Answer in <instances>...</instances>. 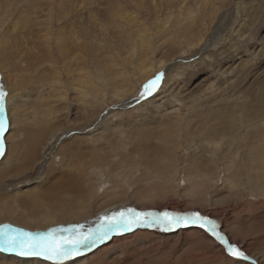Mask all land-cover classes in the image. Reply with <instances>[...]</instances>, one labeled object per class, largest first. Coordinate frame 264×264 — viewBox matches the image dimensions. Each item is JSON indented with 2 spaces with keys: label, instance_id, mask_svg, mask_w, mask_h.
Returning a JSON list of instances; mask_svg holds the SVG:
<instances>
[{
  "label": "rangeland",
  "instance_id": "obj_1",
  "mask_svg": "<svg viewBox=\"0 0 264 264\" xmlns=\"http://www.w3.org/2000/svg\"><path fill=\"white\" fill-rule=\"evenodd\" d=\"M137 3L0 0V61L19 93L12 106L5 100L2 138L17 133L0 156V225L32 233L87 229L122 203L143 212H198L264 264V0H246L242 8L237 0ZM58 32L64 47L73 46L75 62H84L90 88L72 82L78 91L72 90L58 58ZM145 54L148 64L162 59L165 66L141 75ZM54 65V89L32 82L36 75L48 81ZM157 73H164L159 88L141 98ZM42 126L45 136L32 137ZM96 135L102 140L90 138ZM41 192L47 195L40 199ZM111 234L78 264H250L200 227Z\"/></svg>",
  "mask_w": 264,
  "mask_h": 264
},
{
  "label": "snow or ice",
  "instance_id": "obj_2",
  "mask_svg": "<svg viewBox=\"0 0 264 264\" xmlns=\"http://www.w3.org/2000/svg\"><path fill=\"white\" fill-rule=\"evenodd\" d=\"M164 73L146 83L141 92V98L151 95L160 86ZM6 91L0 87V156L5 154V141L2 138L6 130L5 98ZM196 224L206 232L211 233L220 241L229 255L247 259L245 254L238 250L236 245L230 244L217 231L215 222L198 212L190 214H174L170 212H142L134 208H125L99 218L96 226L85 229L83 224L58 227L45 233H32L23 229L13 228L9 224L0 225V251L15 252L19 256H43L52 264H64L73 256L80 255L84 249L94 247L97 242L107 239L113 232L131 231L134 226H161L167 230L173 225Z\"/></svg>",
  "mask_w": 264,
  "mask_h": 264
},
{
  "label": "bare ground",
  "instance_id": "obj_3",
  "mask_svg": "<svg viewBox=\"0 0 264 264\" xmlns=\"http://www.w3.org/2000/svg\"><path fill=\"white\" fill-rule=\"evenodd\" d=\"M136 1V3L138 4V6L140 7L142 4L145 6L146 5V0H135ZM161 1V0H160ZM245 1L246 0H237V5H240V6H236V8H242V5L243 4H245ZM142 8V7H141ZM182 8V7H181ZM210 12H211V10H210ZM188 14H189V16H188V19L190 20V25L188 26L189 27V30L191 31H193V29H194V24H195V17L192 15V12L191 11H189L188 10ZM49 23V22H48ZM35 25V24H34ZM46 28V27H45ZM34 30V29H33ZM50 30V29H49ZM62 30V29H61ZM32 33V32H31ZM34 36H36V35H34ZM43 36H45V35H43ZM63 33H60V32H58L57 33V37H56V41H57V45H58V48H57V51H58V53H59V56H58V58H59V60H60V63H61V65H62V68L64 69V71H65V73H66V75L68 76V78L70 79V81H71V87H72V90L73 91H78L77 89V87H75L74 85H72V82L74 83V84H80V85H82V86H88L89 85V82H90V80L89 79H91L90 77H89V74L88 73H84L83 74V72L84 71H86V69H85V65H84V62L82 63V66L83 67H81L79 64H77L75 61V58L73 57V54H75L76 52L74 51V48H73V46H70V45H67V46H65L64 47V43H63ZM35 38V37H34ZM42 38V37H41ZM45 38V37H44ZM43 38V39H44ZM2 40V39H1ZM40 43V42H39ZM45 43V42H44ZM70 43V42H69ZM207 48V47H206ZM205 48V49H206ZM42 50V49H41ZM46 50V49H45ZM48 52H49V55L47 56V58L50 60V61H52L54 64L56 63V61H55V59L54 58H52V52H51V50L49 49L48 50ZM181 53H182V51H181ZM208 54V53H207ZM206 57H208V55H206ZM149 59V57H147V54H145L144 55V59L143 60H140L139 61V64L137 65V69L141 72V75H144V76H148V74H154V69H156L155 67L157 66V68L158 67H164L165 65H163L165 62H163V60L162 59H158V60H156L155 62V64H148L146 61ZM48 60V61H49ZM150 60V59H149ZM149 60H148V62H149ZM2 61H0V71H3L4 72V76L2 77L4 80V82H5V85H6V87L2 84V86H3V90L6 88V91H7V93H8V95H7V97L5 98V100H7V101H10L13 97H18L19 95H17V94H19L18 92L16 93V91H17V89H15L14 87H10L9 85H8V76L6 75V72L4 71L5 70V64H4V66H2V64L3 63H1ZM50 63V62H49ZM74 65V66H73ZM77 66V67H76ZM78 66H79V69H78V72L76 73V71H75V69H77L78 68ZM76 67V68H75ZM74 68V69H73ZM37 69H39V68H37ZM36 69V70H37ZM50 70H51V73H52V75L51 76H47L48 77V81H45V78H46V76H44V75H36L35 77H33V79H32V82H35V83H39V82H42V83H45V82H47V83H45L44 84V86H46V85H50V89H54V83L55 82H57V81H59V76H60V73H59V69H57V66H52L51 68H50ZM48 72V71H47ZM40 73H41V71H40ZM39 73V74H40ZM43 73V72H42ZM50 73V74H51ZM0 76H1V74H0ZM2 82V81H1ZM3 82V83H4ZM34 83V84H35ZM70 85V84H69ZM43 85H42V87H44ZM92 86V85H91ZM5 87V88H4ZM21 88H23V85L20 87V89ZM89 88H90V85H89ZM9 92L10 93H15V95H10L9 96ZM43 98V97H42ZM41 98V99H42ZM50 98V97H49ZM40 99V98H39ZM8 103V106H12L13 105V103H11V101L10 102H7ZM11 103V104H10ZM10 104V105H9ZM52 104V103H51ZM53 107V106H52ZM51 107V108H52ZM17 121H14V120H12V126H14L15 124H17L16 123ZM120 124V123H119ZM45 130V131H44ZM46 130H47V128H44V126H42L41 127V129H32V134H31V136L32 137H34L35 135H37L38 133H42V135L43 136H45L44 134L46 133ZM23 131V130H22ZM13 132H15V133H17L15 130H14V128L13 129H11L10 130V133L9 134H7V136H6V138H5V142H6V140L9 142V140H11V136H10V134H13ZM31 133V132H30ZM100 135V134H99ZM99 135H96V136H92V137H90V138H94L93 139V141L95 142H98L99 140H102V136H99ZM103 135V134H102ZM89 138V137H88ZM104 138H106V137H104ZM35 139H33L32 141H34ZM104 140H106V139H104ZM14 148H15V146H14ZM13 148V149H14ZM256 150H258V149H256ZM264 150V149H263ZM9 151V150H8ZM11 151V150H10ZM9 151V152H10ZM34 151H36L37 152V150H34ZM30 152H32V151H29V152H27V153H30ZM8 153V152H7ZM264 154V153H263ZM40 155V154H39ZM6 156V155H5ZM35 157V154L34 153H32L30 156H24V158H23V160H20V166L19 167H17L16 168V170H18V169H20V168H23L26 164H24L25 163V161H27L28 160V158H34ZM3 160H4V158H3ZM80 161V160H79ZM81 162V161H80ZM262 164H264V163H262ZM85 166V165H84ZM72 172V171H71ZM75 176V175H74ZM72 178V177H71ZM79 179V178H78ZM74 181V180H73ZM73 189V188H72ZM76 190V189H75ZM74 190V191H75ZM77 191V190H76ZM40 199L41 198H44L46 195H47V193H44V192H41L40 194ZM38 203V202H37ZM117 205V204H116ZM118 207V209H116ZM149 207V206H148ZM147 207V208H148ZM126 207H125V204L124 203H122V204H120V205H118V206H112V207H110L106 212H104V213H107V212H110V211H114V210H120V209H125ZM148 211H151V212H157V213H159L158 211H156V210H145L144 212H148ZM143 212V211H142ZM100 214H102V213H100ZM99 214V215H100ZM72 215V214H71ZM98 215V216H99ZM70 217V215L68 216V218ZM96 224V223H95ZM183 225H185V224H183ZM174 226V225H173ZM172 226V227H173ZM186 226V225H185ZM94 227V226H93ZM134 227H136V226H134ZM133 227V228H134ZM187 227H189V226H187ZM197 227H199V226H196V227H194V228H197ZM201 228V227H200ZM182 232V231H181ZM221 234H223L222 232H221ZM183 235V234H182ZM224 235V234H223ZM110 236H112V234L110 235ZM225 236V235H224ZM180 237V236H179ZM226 237V236H225ZM160 238V237H159ZM227 238V237H226ZM228 239V238H227ZM105 240V239H104ZM229 241V240H228ZM166 242V241H165ZM230 243V242H229ZM99 246V245H98ZM90 249H92V248H89V249H84V250H82L81 251V253L83 252L84 254H83V257H80L79 259H75L74 261H73V263L72 264H78V263H81V262H85V260L88 258H86L85 256L86 255H88V254H90L91 253V251H90ZM95 250V249H94ZM101 250V249H100ZM99 250V251H100ZM101 253H102V251H101ZM96 254V253H95ZM92 255H94V253H91L90 255H89V257L91 258L92 257ZM144 256H146V255H144ZM146 257H148V256H146ZM108 258V257H107ZM235 258H237V259H239V260H242V261H245L246 262V259H244V258H242V257H235ZM0 259H4V260H6V261H11V262H15V264L17 263V264H40V262H39V259H31L29 256H14V254L13 255H8L6 252H0ZM100 259H101V257H100ZM247 259H250L249 257H247ZM91 260H94L93 258L91 259ZM97 260H98V258H97ZM42 261V263L43 262H50V263H52L51 261H48V260H46V259H42L41 260ZM90 261V260H89ZM95 262H96V260H94ZM110 261V260H109ZM112 261H114V260H111V262ZM114 262H116V261H114ZM41 263V264H42ZM68 263V262H67ZM70 263V262H69ZM94 263V262H93ZM110 263V262H109ZM108 263V264H109ZM44 264V263H43ZM99 264V263H98ZM116 264V263H115Z\"/></svg>",
  "mask_w": 264,
  "mask_h": 264
},
{
  "label": "water",
  "instance_id": "obj_4",
  "mask_svg": "<svg viewBox=\"0 0 264 264\" xmlns=\"http://www.w3.org/2000/svg\"><path fill=\"white\" fill-rule=\"evenodd\" d=\"M186 226H189V227H196V226H199V225H196V224H185ZM217 231L221 233L220 229L217 228ZM223 235V234H222ZM224 236V235H223ZM225 237V236H224ZM225 239L228 241V239L225 237ZM229 242V241H228ZM246 262L250 263V264H258L256 262V260L254 259H246Z\"/></svg>",
  "mask_w": 264,
  "mask_h": 264
}]
</instances>
